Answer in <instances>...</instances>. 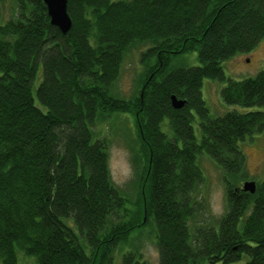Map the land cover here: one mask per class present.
I'll use <instances>...</instances> for the list:
<instances>
[{
	"label": "trees",
	"instance_id": "obj_1",
	"mask_svg": "<svg viewBox=\"0 0 264 264\" xmlns=\"http://www.w3.org/2000/svg\"><path fill=\"white\" fill-rule=\"evenodd\" d=\"M13 1L14 17L0 19V264H18L16 249L33 264H149L135 245L144 231L157 264H264V178L242 191L240 148L264 131V69L235 81L222 67L263 38L264 0H66L65 35L43 0ZM139 45L141 75L125 100L112 87ZM191 53L196 65L177 63ZM205 79L226 81L222 102L249 111L212 117ZM111 114L137 129L132 203L92 132ZM201 156L222 175L225 211L213 223Z\"/></svg>",
	"mask_w": 264,
	"mask_h": 264
},
{
	"label": "rangeland",
	"instance_id": "obj_2",
	"mask_svg": "<svg viewBox=\"0 0 264 264\" xmlns=\"http://www.w3.org/2000/svg\"><path fill=\"white\" fill-rule=\"evenodd\" d=\"M14 13L13 0H0V19L7 21L14 17ZM145 48L146 46L139 45L126 54L119 77L112 87L113 95L125 100L134 96L136 82L138 83L142 70L140 57ZM178 60L188 67L197 64L196 53H191L185 56L184 59H177V63ZM222 67L227 80L239 81L253 78L259 71L264 69V36L249 53L235 55L224 62ZM225 84L226 81L203 80L202 95L210 115L220 117L230 111H249L247 108L232 107L222 102L220 91ZM130 117L124 114H111L100 117L96 120L92 132L95 140L105 141L107 144V166L112 184L132 203L136 197L135 194L138 192L137 190H139V185H137L135 164L133 162L137 158V146L135 145L137 129L133 117ZM195 134L199 139V131ZM240 148L245 156L246 181H261L264 178V131L250 138H245L240 143ZM197 160L204 176V183L199 189L203 197L201 201L205 203V216L213 223L219 217L212 214L211 207L222 205L225 211L222 175L220 170L206 156H201ZM197 196H195L196 199ZM149 228L151 229V225ZM132 236L130 242L133 243L138 236ZM135 245L139 246L137 250L140 251L142 257L149 264H157V249L153 243V238L147 234V231L142 233L141 242ZM16 250L18 251L16 254L18 264L34 263L33 258H27L23 252ZM115 259V263L118 264V256Z\"/></svg>",
	"mask_w": 264,
	"mask_h": 264
},
{
	"label": "water",
	"instance_id": "obj_3",
	"mask_svg": "<svg viewBox=\"0 0 264 264\" xmlns=\"http://www.w3.org/2000/svg\"><path fill=\"white\" fill-rule=\"evenodd\" d=\"M43 4L46 8V14L50 25L56 28L61 33V35H65L71 27V21L67 14V1L43 0ZM171 103L174 109H179L184 105L185 102L172 97ZM255 187L256 185L253 181L245 182L242 185V191L253 194Z\"/></svg>",
	"mask_w": 264,
	"mask_h": 264
},
{
	"label": "clouds",
	"instance_id": "obj_4",
	"mask_svg": "<svg viewBox=\"0 0 264 264\" xmlns=\"http://www.w3.org/2000/svg\"><path fill=\"white\" fill-rule=\"evenodd\" d=\"M211 212L214 216L219 217V216L223 215L224 209H223L222 205H213L211 207Z\"/></svg>",
	"mask_w": 264,
	"mask_h": 264
}]
</instances>
